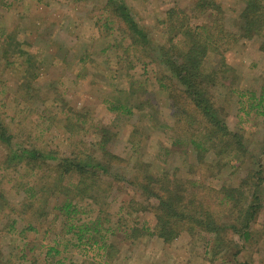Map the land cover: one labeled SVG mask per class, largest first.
I'll return each instance as SVG.
<instances>
[{
    "label": "trees",
    "instance_id": "1",
    "mask_svg": "<svg viewBox=\"0 0 264 264\" xmlns=\"http://www.w3.org/2000/svg\"><path fill=\"white\" fill-rule=\"evenodd\" d=\"M76 1L91 3L93 11L102 5L95 21L98 40L106 43L102 52L116 56L124 85L103 97L109 116L100 123L90 110L69 107L63 93L53 97L61 102L59 112L42 111L34 125L37 135L32 129L25 134L12 129L14 116L9 123L0 119V264H113L121 242L145 234L165 244L186 235L195 247L200 242L210 263H227L231 255L237 264H246L239 255L252 246L264 209V137L256 151L250 148L245 133L230 129L226 102L231 99L232 112L244 113L255 128L264 127V83L253 91L239 89L240 76L229 74L226 53L251 42L264 58V0H243L239 30L227 28L221 0L171 6L159 20L163 40L158 43L126 0ZM59 48L63 57L64 47ZM21 51L6 63L7 68L22 67L24 80L11 92L18 94L15 109L24 111L36 101L45 104L47 95L39 85L44 59L32 68L29 52ZM209 57L216 66H206ZM258 61L250 66H260ZM151 63L157 64L153 87L148 83ZM139 65L143 73H131ZM160 93L171 122L157 114ZM141 119L169 138L163 162L161 154L145 157L144 134L130 124ZM49 121L63 129L67 153L35 143L49 130L40 125ZM125 123L130 129H123ZM123 137L130 145L124 156L109 146ZM185 172L189 176L182 178ZM217 178L218 187L213 184ZM119 190L134 196L119 199ZM128 216H134L133 225L124 227Z\"/></svg>",
    "mask_w": 264,
    "mask_h": 264
},
{
    "label": "rangeland",
    "instance_id": "2",
    "mask_svg": "<svg viewBox=\"0 0 264 264\" xmlns=\"http://www.w3.org/2000/svg\"><path fill=\"white\" fill-rule=\"evenodd\" d=\"M126 2L131 7L132 13L138 22L150 29L152 40L158 43L163 40L162 25H160L159 20L164 17L165 11L171 6L184 7L190 1L126 0ZM221 5L224 10V21L227 28L239 30L238 25L240 24L237 21V13L244 7L243 0H221ZM101 8L102 5L99 3L93 11L91 3H78L76 0H0V119H4L9 123L11 121L10 117L14 116L15 120H12L10 125L12 129H20L23 134L32 129L33 134L37 135L34 125L39 120L42 111L44 109L54 113L60 111L61 102H56L53 97L59 99L61 93L64 94L63 97H66L65 101L69 107L80 111L90 110L89 112H93L98 123L109 116V113L102 107V99L113 88H121L124 85V82L122 83L124 80L116 72L118 67L116 56L110 55L109 52H102V49L106 47V43H99L100 40H98L100 34L95 21L97 15L101 13ZM201 21H204V18ZM117 35L121 39L122 35L118 33ZM45 39H48V43ZM43 40L46 41L45 43L48 46ZM123 44L127 46L128 39H125ZM243 45V47H234L226 53L227 63L231 67L229 74L235 75L236 72L239 74L240 78L237 84L239 89L253 91L264 83V58H260L254 47L255 43L243 42ZM60 46L64 47L65 54L63 57L58 56V53L63 50L59 48ZM21 49L29 52L30 58L33 60L30 66L32 68L35 65L38 67L40 61L43 63L42 60L44 59L42 69L45 70L42 71L39 77V85L43 86L42 92L47 95L45 104L36 101L35 104L28 106L24 111H21V108L15 109L16 102L14 98H18V94L17 92H11L24 80L21 73L22 67L21 69L14 68V66L7 68L6 63L12 60V56L16 55ZM122 50L124 49L121 48L120 51ZM6 52L10 53H8L7 58L2 56ZM49 54H55L58 58H48ZM85 57L88 60L87 63L83 64L80 59ZM253 61H258L260 66L251 67ZM127 62L128 60H125L124 65ZM216 65L217 63L212 58L207 59V67L210 68ZM156 67L157 64L151 63L148 68V77H150L148 83L151 87H153L152 84H156L153 75V70ZM30 71L26 76L29 79L33 70ZM131 73L141 75L143 73L142 66L139 65ZM48 82L49 86H45ZM51 83L56 84V86H50ZM55 89L56 93L53 92ZM5 91L7 92L5 93ZM47 92L48 94H46ZM161 95L162 93L158 97L160 110L157 108V114L161 120L171 122L167 118L166 97L164 98ZM228 97L227 95L225 99ZM27 101H22L21 104L24 103L25 106ZM226 104H229L228 111L230 114L227 116V121L230 129L245 133L246 143L256 151L257 144L264 137V127L256 126L255 128L251 121L246 120L247 117L244 113H240L238 116L236 111L232 112L231 99ZM248 105L249 103L246 102L247 109L249 108ZM27 115H29V122L24 121V117ZM47 116L50 117V115ZM130 122L131 125H137L140 134H144L141 139L146 144L145 157H147V153L150 154V157L154 154L156 158L161 154L160 162H163L165 158L164 147L170 144L169 138L158 130H153L149 126L148 120L141 119L135 123L134 121ZM52 123V121L46 124L42 122L40 127H48L49 130L42 136L41 140L35 141V143L42 145L47 150L59 149L65 154L70 149L64 136L65 133L63 129L57 130L59 123ZM125 127L129 128L126 123L123 129ZM121 133H123V130H121ZM146 135L149 137L145 138ZM109 146L114 153L124 156L127 154L130 145L123 137L120 141L113 138ZM0 159H3V155H0ZM155 160L159 162L158 159ZM183 175L186 176H181L182 178L189 176L187 172ZM205 176L210 181V174L206 173ZM220 183L221 181L218 178L213 180L216 187ZM116 194L122 200L134 196L133 191L128 190H119ZM111 210L113 209H109V211ZM134 216L126 217L122 222L123 226H132ZM144 217L150 218L147 214ZM254 232L257 234L251 243L252 246L249 245L247 250L239 255V258L246 264H264V209L259 214ZM145 235L139 239L126 242V244L121 242L124 247L113 264H237L229 254V257L225 260L227 263L220 262L221 260L210 263L200 242L195 247L186 235H182L171 244H165L156 237ZM230 252V254H233L234 249L232 248ZM221 257L219 256V259H223Z\"/></svg>",
    "mask_w": 264,
    "mask_h": 264
}]
</instances>
